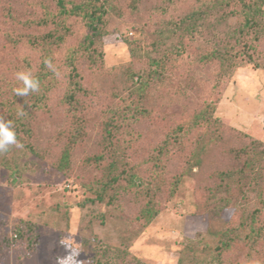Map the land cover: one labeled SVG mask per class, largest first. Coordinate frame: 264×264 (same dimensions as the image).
Segmentation results:
<instances>
[{
	"label": "rangeland",
	"instance_id": "obj_1",
	"mask_svg": "<svg viewBox=\"0 0 264 264\" xmlns=\"http://www.w3.org/2000/svg\"><path fill=\"white\" fill-rule=\"evenodd\" d=\"M34 1L0 0V82L7 84L2 97L19 83L15 79L17 71L33 73L40 63L41 50L27 44L25 35L43 28L15 26L7 18L8 11L17 21H23L43 15L44 10L49 13L56 10V0H43L41 5ZM65 1L67 8L85 2ZM155 1L142 0L138 10L131 8L129 0H117V11L105 21L109 34L93 48H96V64L101 73L106 72L98 80L87 76L84 85L92 83L89 86L92 92L77 97L82 111L75 118L84 120V133L71 158L74 168L70 176L56 165L59 151L69 137L70 121L74 119L57 101L67 88V76L63 72L57 71L59 85L50 93L48 105L34 114L33 122L26 123L36 154L15 147L0 154V220L3 223L0 241L19 219H28L39 227L38 243L31 253L25 254L20 247L5 248L0 250V264H55L57 256L67 254L63 244L73 241L81 250L77 256L81 264H255L264 261V236L263 240H256L254 234L246 238L249 230L242 228L234 250L221 254L215 248L218 236L210 234L211 228H222L230 221H250L255 210L259 212L252 223L264 226V162L255 166L261 175L256 179L258 184L249 179L252 172L246 164L247 158L254 160L259 156L258 151L264 152L263 68L237 65L222 77L215 71L214 75V65L203 66L194 60L190 44L179 54L168 52L161 80L144 97L145 114L130 118L132 112L129 116L126 112L128 125L120 130L126 137H140L138 140L148 145L167 136L178 124L189 125L180 133H186L183 146L163 159L165 167L161 171L168 177L181 174L182 178L172 195L168 197L166 189L152 198L161 208L150 222L135 219L150 196L144 194L143 186L147 180L152 181L141 165V153L147 146L138 140L130 145L129 165L137 180L142 181L140 189L121 191L118 201L109 206L91 201L94 195L81 185V178L90 174L91 167L82 171L78 163L85 155L97 151L106 113L117 111L121 103L128 105V98L136 102V97L126 90L130 70L147 67L144 51L157 57L165 47L178 49L175 34L159 47L137 49V61L130 54L127 41L142 40L138 29L151 23L152 9L148 8ZM66 24L72 35L63 51L83 44V37L88 34L84 19L72 16ZM153 29H156L155 35L167 36L158 27ZM261 49L264 53V45ZM87 64L84 60L77 64L85 75ZM8 97L11 99L12 95ZM3 108L0 115L4 113ZM200 116H204L203 120L193 125ZM240 150L244 156L234 157V152ZM223 173L230 176L221 181Z\"/></svg>",
	"mask_w": 264,
	"mask_h": 264
},
{
	"label": "trees",
	"instance_id": "obj_2",
	"mask_svg": "<svg viewBox=\"0 0 264 264\" xmlns=\"http://www.w3.org/2000/svg\"><path fill=\"white\" fill-rule=\"evenodd\" d=\"M42 1L35 0L34 2L41 5ZM129 2L132 9L139 10L141 8L142 0H129ZM65 3V0H56V10L54 9L51 13L44 10L43 15L36 18L28 17L23 21H17L8 11L7 18L15 26L43 28L40 32L25 35L27 44L29 42L31 46H35L36 50L39 49L42 52L40 63L33 72L40 81V90L26 97L17 96L12 91L10 92L12 98L9 99L10 94L7 92L5 93L6 97H2L5 92L4 86L7 88V84L0 82V108H5H3L4 113L2 114L5 119L14 121L18 139L23 143L24 148L32 154H36V149L30 140L31 136H29L30 128H26V123L33 122L34 114L40 111L43 106L48 105L50 93L59 85L57 74L63 72L67 76V88L63 95L57 98V101L61 106L66 107V110L71 113V119H74L70 121L69 137L67 143L59 151L56 165L62 173L70 176L74 168L71 158L76 149L77 141L82 140L84 133V120L75 118L82 111L81 106L77 105V97H85L92 92L91 87H89L93 85L92 83L84 85L87 76H94L98 80L106 72L102 71V74L101 69L96 64V48L93 46L99 45L102 38L109 34L104 24L117 11L118 7L116 8L117 0H85L83 4H74L68 8ZM148 9H152L149 15L153 18L150 24L141 25L138 29L143 35L142 40L127 41L134 61L138 59L135 58L137 49L144 46L145 48L146 46L159 47L164 44L166 38L175 34L178 37L176 45L178 49L172 50V48L165 47L157 57H153L148 51H144L146 56V61H144L147 67L130 70L127 75L128 87L126 90L136 97V102L131 99V103L128 98V105L121 103V106L117 107V111L111 110L106 113L105 119L102 121V134L97 151L92 155H85L78 163L82 171L91 167L90 174H86L80 180L81 185L94 195L91 201L109 206L118 201L121 191L130 190V188L140 189L143 185L141 180H137L136 173L132 171L129 165L132 155L129 151L130 145L140 137H126L120 130L128 125V123L126 124V112H128V116L132 112L130 118H135L137 114H145L146 110L142 106V103H145L144 97H147V90L161 80L169 53L175 51L179 54L185 51L190 44V51L192 50L191 55L194 60L203 66L214 65L213 73L215 71L222 77L230 73L231 69L237 65L252 64L255 68L264 69V53L261 51V47L264 45V0H156L153 6ZM72 16H75L76 19L85 20L88 34L84 35L83 44L78 47L70 46L63 51V46L66 45L72 35L66 27V22ZM154 26L158 27L161 32L165 31L167 36L155 35ZM45 60L51 61L55 71L45 65ZM82 60L88 63L87 75L81 72L77 66L78 62ZM97 83H100V80L94 85ZM18 85L19 83H16L13 89ZM131 95L128 93V96ZM20 106L26 113L23 117L16 115ZM127 109L128 111H126ZM203 117L200 116L193 125H198ZM186 126L189 125L187 123L178 124L171 133L156 143L147 145L141 142L142 139L138 140L147 146L141 153L143 155L141 165L145 166L146 174L152 181L147 180L146 186H143L146 193H142L150 194V196L135 219L150 222L159 214L161 208L152 198L166 189H168V197L174 193L182 175L172 177L164 175L161 172L165 167L163 159L172 154L174 149L183 146L185 142L183 136L186 133L183 135L180 133ZM130 131L128 130V133L131 134ZM24 135L26 138L23 137ZM258 152L257 155L259 156L253 158L254 160L250 157L246 159V164L252 172V177L249 179L257 184L256 179L261 175L258 174L255 166L264 162V152ZM242 154L244 156L242 150L234 152V157H240ZM194 158H197L196 154ZM92 173H97V175L94 176ZM241 173L245 174L242 168ZM229 176V173H223L221 181ZM123 181L127 186L122 183ZM258 212L255 210L248 222L238 220L233 223L230 221L222 228H211L210 234L214 237L218 236L215 248L220 250L221 254L234 250V244L238 240V232L242 228L249 230L248 233H245L246 238H250L254 234L253 237L256 240H263L264 226L257 225L256 222L252 223ZM2 228L3 223L0 220V233ZM38 230L39 227L28 219L17 220L11 232L4 235L3 240L0 241V250L20 247L25 254L31 253L38 243ZM255 264H264V261H257Z\"/></svg>",
	"mask_w": 264,
	"mask_h": 264
},
{
	"label": "clouds",
	"instance_id": "obj_3",
	"mask_svg": "<svg viewBox=\"0 0 264 264\" xmlns=\"http://www.w3.org/2000/svg\"><path fill=\"white\" fill-rule=\"evenodd\" d=\"M45 65L55 71L50 60H45ZM15 79L19 82V85L13 89L14 94L17 96L26 97L40 90V81L30 70L17 71ZM25 114L24 109L20 106V110L16 113L17 117H23ZM12 147L23 149L24 145L18 139L14 121L5 119L4 115H0V154L7 153ZM74 244H76L74 241L63 244L67 254L62 257L57 256L55 264H81L77 260L81 250L75 247Z\"/></svg>",
	"mask_w": 264,
	"mask_h": 264
}]
</instances>
